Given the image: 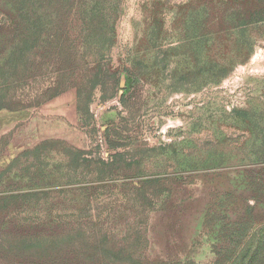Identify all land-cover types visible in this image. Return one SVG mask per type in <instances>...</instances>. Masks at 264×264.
I'll use <instances>...</instances> for the list:
<instances>
[{
  "label": "rangeland",
  "instance_id": "374dc122",
  "mask_svg": "<svg viewBox=\"0 0 264 264\" xmlns=\"http://www.w3.org/2000/svg\"><path fill=\"white\" fill-rule=\"evenodd\" d=\"M264 0H0V264H264Z\"/></svg>",
  "mask_w": 264,
  "mask_h": 264
},
{
  "label": "trees",
  "instance_id": "16d2710c",
  "mask_svg": "<svg viewBox=\"0 0 264 264\" xmlns=\"http://www.w3.org/2000/svg\"><path fill=\"white\" fill-rule=\"evenodd\" d=\"M253 247H254V251L255 252L252 254L251 258L252 257L254 258V256L257 255V253L260 254V253H262L264 251V241H262V240L258 241V243H255L253 245Z\"/></svg>",
  "mask_w": 264,
  "mask_h": 264
}]
</instances>
